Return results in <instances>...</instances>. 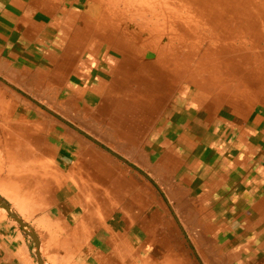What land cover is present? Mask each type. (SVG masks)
<instances>
[{
	"label": "crops",
	"instance_id": "obj_1",
	"mask_svg": "<svg viewBox=\"0 0 264 264\" xmlns=\"http://www.w3.org/2000/svg\"><path fill=\"white\" fill-rule=\"evenodd\" d=\"M80 8L0 0V196L45 264H264V99L109 70ZM6 216L1 263L35 264Z\"/></svg>",
	"mask_w": 264,
	"mask_h": 264
},
{
	"label": "bare ground",
	"instance_id": "obj_2",
	"mask_svg": "<svg viewBox=\"0 0 264 264\" xmlns=\"http://www.w3.org/2000/svg\"><path fill=\"white\" fill-rule=\"evenodd\" d=\"M191 4L197 6L199 14L211 20L215 30V35L212 37L215 40L213 39V45L209 46L206 52L185 49L177 52L172 58V63L168 62V64L164 60L167 58L164 53H160L162 56L160 64L154 66L149 61L141 64V61L151 57L154 47L146 42L139 45L134 36L130 37L119 28L116 29L115 34L112 31L108 36L104 34V27L101 25H99L101 32L97 31L98 26L92 27L90 23L94 21L90 19V16L86 17L84 25H86L85 28H89L88 35L100 38L98 47L104 51L103 54L107 56L109 54L107 60L109 64L105 67L117 72L129 71L132 67L136 80L143 83L145 87L153 86L154 83L156 89L166 86L170 81L191 83L204 93L217 89H223L224 92L227 90L241 92L246 87L244 92L251 101L256 103L257 100L264 99V0H260L258 4H254L253 0L252 2L250 0H191ZM230 14L234 15L232 17L234 21L231 24L228 21L226 24L227 19L224 21L223 19L228 18ZM186 50L189 54L184 56ZM194 60L198 62L192 68ZM166 66L176 69V74L167 72ZM0 209L4 208L0 207ZM2 215L4 220L6 215Z\"/></svg>",
	"mask_w": 264,
	"mask_h": 264
},
{
	"label": "rangeland",
	"instance_id": "obj_3",
	"mask_svg": "<svg viewBox=\"0 0 264 264\" xmlns=\"http://www.w3.org/2000/svg\"><path fill=\"white\" fill-rule=\"evenodd\" d=\"M250 1L252 2V0ZM80 2L81 8L79 9L80 13L77 17V23L79 26L82 24V20H86L85 14L87 13V16H90V19H93L92 21H94L90 24L92 27L98 26L97 31L99 32H101L99 25L104 27L103 32L108 36L112 31H114L115 34L116 29L119 28L130 37L134 36L139 45L145 44L144 42L151 44V46L154 47V51H151L153 54L150 59L159 64L162 58L160 53L166 54L167 58L164 60H166L168 64V62L172 63V58L175 57L177 52H182L187 49L189 51L197 50L204 53L209 46L213 45L215 40L214 37H212L215 35V30L211 20L199 14L197 6L191 4V0H80ZM259 2L260 0H253L254 4H258ZM233 16L234 15L230 14L228 18L225 17L223 21L227 19L225 23L228 24L229 21V24H231L234 21L232 20ZM88 20L89 19H87V21ZM187 50L185 51L184 56L189 54ZM83 58H85V56H83ZM197 62V60L193 61L192 68L196 66ZM165 69L167 72L170 71V73L172 72L176 74L177 72L173 67L166 66ZM124 72L128 73V70H125ZM186 77L188 78L189 76ZM181 83L186 82L181 81ZM217 92L221 94L220 89L215 90V93ZM40 103L39 105L40 111H42V116L51 117L54 121H58L57 115H59L60 119H63L62 115L55 113L50 107H46V104ZM5 110L6 109L0 108V115L4 114L6 112ZM50 126L51 123L43 124L44 131H47L46 127ZM53 126H55V124H53ZM60 132L62 131L60 130ZM1 133L3 132L1 131ZM55 140H52V142H57L60 146L61 141ZM4 164V150L0 147V183L3 182L1 180V175H4ZM18 206V204L14 203L12 205L15 210H17ZM2 214L7 215L8 213H6L4 209H0V227L6 223L7 217L5 216L4 220H2ZM8 217L14 222V226L18 225V227H20V225L9 215ZM12 227L13 226L2 228V230L11 237V235H13ZM25 234L30 256L35 264H37L35 241L27 233ZM13 244L18 252H23V245L20 241H13ZM187 249L188 264H197V262H195L197 257L195 253L191 251V246L189 244L187 245ZM39 254L42 257L40 249ZM189 259H192V261H189ZM0 264H2L1 261Z\"/></svg>",
	"mask_w": 264,
	"mask_h": 264
},
{
	"label": "water",
	"instance_id": "obj_4",
	"mask_svg": "<svg viewBox=\"0 0 264 264\" xmlns=\"http://www.w3.org/2000/svg\"><path fill=\"white\" fill-rule=\"evenodd\" d=\"M0 207L4 208L8 215L14 220L16 221L20 227L29 235L33 238V240L35 241V247H36V256H37V262L38 264H45L43 258L41 257V255L39 254V249H40V245H39V239L37 234L35 233L34 229L28 224L26 223L20 216L19 214L13 209V207L3 198L0 196Z\"/></svg>",
	"mask_w": 264,
	"mask_h": 264
}]
</instances>
